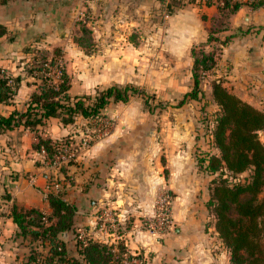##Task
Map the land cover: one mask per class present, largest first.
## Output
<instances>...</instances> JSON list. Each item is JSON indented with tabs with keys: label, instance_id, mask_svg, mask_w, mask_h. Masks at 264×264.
I'll return each mask as SVG.
<instances>
[{
	"label": "crops",
	"instance_id": "1",
	"mask_svg": "<svg viewBox=\"0 0 264 264\" xmlns=\"http://www.w3.org/2000/svg\"><path fill=\"white\" fill-rule=\"evenodd\" d=\"M183 1L173 12L168 13L160 0H0V24L6 29L0 35V66L13 75L22 76L13 98L0 103V113L8 115L14 109H24L29 93L36 88L35 79L24 69L23 47L28 44L46 41L53 46H61L71 76L69 91L86 94L96 86L132 81L131 78H125V72L141 69V65H135L141 55L163 56L165 66H168L167 72L191 74L194 61L191 50L207 42L212 26L219 28L217 35L220 37L228 33H233V36L217 49L209 80L218 77L230 92L264 111V29L242 31L249 24H264V3L253 8L249 4L251 0H241L242 5L230 13L221 27L217 25L219 11L215 3L207 4L205 0ZM81 15L85 16L84 24L91 33V40L99 42L95 44V49L80 45L73 37L74 17L81 19ZM157 37L161 40L159 48H141L133 42L134 39L145 41ZM211 45L214 46V42L207 47L211 48ZM210 81L208 78L202 81L207 99H213ZM175 82L177 80L171 75L169 84L172 88L178 86ZM181 87L184 88V85ZM213 102L215 109H218L214 99ZM113 108H121L119 101L110 103L105 111ZM68 126L59 117L52 116L38 131L18 125L0 133L1 246L22 237L9 216V205L15 203L24 208L36 207L50 213L46 192L56 189L50 183L45 186V183L55 177L53 174L63 171L72 174L74 180V184L67 189L69 194L66 197L69 202L77 204L74 231L78 233L83 224L85 237L108 244L114 242L117 245L119 240L114 238L120 235L116 233L110 239L112 241H107L108 238L102 235L97 236L98 229L111 236L115 231L103 224L94 229L92 224L95 215L93 211L84 209L86 205H81L82 200L90 203L93 198L100 201H149L161 185L172 189L177 199L192 198L193 195L200 199L206 196L207 199L205 179L200 182H204L200 186L190 170L187 171L191 165L194 167L193 148L184 144L165 146L158 150L153 144H139L138 138L137 142L121 143L117 133L114 139L109 138L106 142L95 140L80 148L74 162L65 165L66 169L61 170L57 166L50 168L49 172L42 171L44 166L38 163L33 148L35 138L42 135V131L53 139L60 138L69 132ZM132 133H137V130L132 129ZM259 137L264 140V129L260 130ZM159 166L170 169L167 177L161 178ZM193 209L181 211L189 217L181 221V227L172 238L173 245L161 248L160 252L167 253L165 257L168 258L175 254L179 264H219V251L214 248L217 244L208 239V233L202 228L201 222L206 215L203 209ZM87 210L89 214H86ZM207 228L218 234L214 222ZM75 232L70 233L68 240L71 243L76 241L74 236L72 238ZM62 235L66 236V233ZM140 246L144 247L143 242H140ZM149 255H152L151 262L156 260L157 255L161 256L152 251ZM21 260L22 255L10 257L7 264H27V259Z\"/></svg>",
	"mask_w": 264,
	"mask_h": 264
},
{
	"label": "trees",
	"instance_id": "2",
	"mask_svg": "<svg viewBox=\"0 0 264 264\" xmlns=\"http://www.w3.org/2000/svg\"><path fill=\"white\" fill-rule=\"evenodd\" d=\"M5 2L6 0H2ZM165 11L171 13L184 3L183 0H160ZM215 3L219 11V22L225 23L230 13L242 5L241 0H205ZM264 3L263 0H251L253 8ZM217 26L209 29L206 43L194 46L192 66L193 83L185 96L198 98L201 92L202 74L215 64L218 48L224 45L233 33L223 37L217 35ZM264 29V24H249L242 31ZM89 29L83 24L81 31ZM6 31L0 24V35ZM85 35L75 37L84 46ZM214 42V46L207 45ZM216 44V45H215ZM25 54L24 69L35 77L36 88L29 94L24 109H14L8 115L0 113V133L6 129L23 125L38 131L47 119L59 117L63 124L73 123L77 116L87 120L100 116L110 101H127L131 96H143L148 102L149 95L144 89L133 83L123 85L112 83L96 88L94 94H71L70 77L65 68H59L56 78L51 73V65H58L47 49L39 45L28 44L23 47ZM22 76L13 75L0 66V103L9 102L17 93ZM212 96L219 105L212 128V144L215 150L199 151V165L208 173L214 174L209 199L215 216V228L223 240L228 252L230 264H264V143L259 131L264 129V111L243 101L224 87L218 77L211 80ZM182 102V101H180ZM34 148L44 147L52 155L61 146L58 139L37 135ZM209 144V143H208ZM249 171L241 181H229V174ZM225 175V177H223ZM217 176H220L217 179ZM51 208L45 213L36 207L9 205V216L16 223L18 234L29 237L41 246L27 256V264H109L113 256L122 261V245L108 244L84 237L78 238L74 231L76 205L69 202L60 191L46 194ZM66 233L63 236L62 233ZM75 232V242L68 239ZM121 244V243H120ZM109 262V263H108Z\"/></svg>",
	"mask_w": 264,
	"mask_h": 264
},
{
	"label": "rangeland",
	"instance_id": "3",
	"mask_svg": "<svg viewBox=\"0 0 264 264\" xmlns=\"http://www.w3.org/2000/svg\"><path fill=\"white\" fill-rule=\"evenodd\" d=\"M84 18L85 16L83 15H81V19H78L77 16L74 17L76 23L73 25V32L75 31L73 37L85 35L87 40L85 38L83 39L85 41L84 47L95 49L97 46L95 44L99 42L91 40L93 38L89 30L86 32L81 31V27L85 23ZM217 25L222 27L223 24L218 23ZM133 42L136 46H140L141 48L147 46L159 48L161 44L159 37L145 41L134 39ZM32 45L44 47L48 51V56H53V58L58 61L57 63L59 64L57 66L55 64L51 65L53 78H56L57 73H59L58 69L61 67L65 68L71 81V76L68 72L66 59L63 55L64 53L61 46H53L46 41L44 43L37 41ZM163 59H165L163 56H139V62L138 64L135 62V65H141V69L135 72H125V78H131L132 81L117 83L120 85L133 83L143 88L145 93L149 95L148 102H145L143 96L133 95L127 101H119L121 105L120 109L113 108L111 111H107L106 109V112L105 108H107L110 103H115L114 101H110L100 116L93 117L90 120L77 116L73 123L68 124L69 132L62 135L60 138H55L59 140L61 145L58 147V150L74 149L77 154L80 148L88 146L93 141L102 139L103 142H106L109 138L114 139L117 133L120 137L119 142L121 143L130 144L132 142H137L136 138H138L139 144H153L158 150L161 147L164 148L165 146L173 145L179 146L184 144L187 147L191 146L193 148L192 158L194 167L192 168L191 165V167H188V170L186 168V170H190L191 175L196 177L197 184L200 186L204 183L200 182L205 179V191H207L208 186L207 199L206 196L200 199L199 196L194 195L192 198L177 199L172 189L165 185H161L156 188L153 198L149 201L141 199L100 201L93 198L92 203L88 200H82L81 205L84 206L85 203L86 207H84V209L87 208L93 211L95 215V220L92 224L94 229L95 226L103 224L104 227L106 225L108 228H112L113 231H115L111 236V234H107L105 231H100L98 229L96 232L97 236L102 235L105 239L108 238L106 239L107 241H112L110 239L115 237L116 233L120 235L116 236L114 240L118 239L119 241L116 242V244L122 245L121 249L125 252L122 254V257L125 259L116 261L118 256L115 255L112 257L111 261H109L110 263L108 262L109 264H179L176 261L178 257L175 254H173V257L168 258L165 257L167 253L160 252V249L173 245L172 238L181 227V221L189 217L184 216L181 211L183 209L187 211V209L192 208H194L193 210L197 208V211L203 209L206 215L205 220L201 222L202 228L208 233V239H212L217 244V247L214 246V248L219 251V264H230L229 252L223 240L220 238L219 234H215L213 230H208L207 228L212 225V222L215 223L213 207L209 205V193H211V183L215 175L205 171L198 163V157L201 154L199 151H205L207 149H211V151L215 150L214 147H210L209 145L212 144V128L220 107L218 105V109H215L213 99H207L203 83L201 84V92L198 94V98H192L188 95L185 96V93L190 89L193 83L192 72L191 74L188 72L189 78H187L188 73L185 72H167L168 66H165ZM210 74L211 69L203 72L201 77L202 81L208 78L209 82V79H211L209 77ZM171 75H174V79L177 80L175 84L178 86H174V88L169 84ZM33 78L35 79V77ZM182 84L184 88L181 87ZM97 87L102 88L105 86H96L86 94H94ZM69 92L72 95L74 94L71 91ZM82 94L85 93H79V95ZM41 127V129H43V126ZM132 129H136L137 133L133 134ZM41 134L42 136H46L43 134V131ZM37 141L38 138H35L33 148ZM261 141L264 143V140ZM34 149L36 150L35 153L38 163L44 166L42 171L49 172V169L53 167L46 164L42 152H39L37 148ZM158 155L159 154H157V156ZM49 159L51 160L50 157ZM162 160H164L165 164L166 161L164 156ZM72 162H74V158L67 162H63L60 165L61 170L66 169L65 165ZM169 171L170 169L168 167L159 166L161 178L167 177ZM248 173L249 171H243L238 174H229L227 178L229 181H237L238 179L243 181ZM53 176L55 177L50 178V180L45 183V186L50 183L51 186L53 185V188L63 193L66 198L69 194L67 192L68 187L74 184V180L71 177L72 174L63 171V173L59 172L57 175L53 174ZM219 177L220 176H217V179ZM223 177H225V175H223ZM124 178L131 179V177ZM77 183L80 182L77 181ZM81 183L84 184V182ZM86 185L88 186L89 184L87 183ZM201 189L202 187L200 191ZM49 190H47V192ZM89 203L90 205L87 206ZM89 210L86 211V214H89ZM78 230V233H81L78 238H84L86 233L83 224H81V228ZM140 242H143L144 247L140 246ZM36 243V241H31L29 237H17L13 242L8 241L5 245L2 244V246L0 242V259H3L0 260V264H7L10 257L14 258L15 256L21 255V261H25L27 256L32 253V249L35 250L34 247H37L39 251L42 252L43 249L40 248L41 246H37ZM9 250L12 252L9 253ZM151 251L156 255L160 253L161 256L157 255L156 260H152L151 262L152 255H149ZM15 252H17V254ZM2 256H7L8 258H1ZM193 259L196 258L193 257ZM195 263L197 264V262ZM191 264H193V262Z\"/></svg>",
	"mask_w": 264,
	"mask_h": 264
},
{
	"label": "built area",
	"instance_id": "4",
	"mask_svg": "<svg viewBox=\"0 0 264 264\" xmlns=\"http://www.w3.org/2000/svg\"><path fill=\"white\" fill-rule=\"evenodd\" d=\"M38 151L43 153L45 160H46V164L50 165L52 167L60 166L63 162H67L70 159L74 158L75 154H76L74 149H72V150L59 149L58 151L54 152L52 155H49L46 152V150L44 149V147H41ZM49 157L51 158V160L49 159ZM0 233H1V231H0Z\"/></svg>",
	"mask_w": 264,
	"mask_h": 264
}]
</instances>
